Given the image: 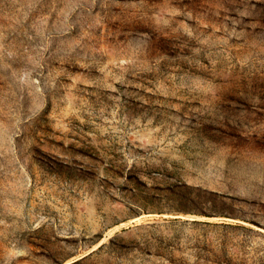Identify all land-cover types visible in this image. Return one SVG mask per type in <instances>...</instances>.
I'll return each instance as SVG.
<instances>
[{
	"label": "rangeland",
	"instance_id": "rangeland-1",
	"mask_svg": "<svg viewBox=\"0 0 264 264\" xmlns=\"http://www.w3.org/2000/svg\"><path fill=\"white\" fill-rule=\"evenodd\" d=\"M0 264H264V0H0Z\"/></svg>",
	"mask_w": 264,
	"mask_h": 264
}]
</instances>
